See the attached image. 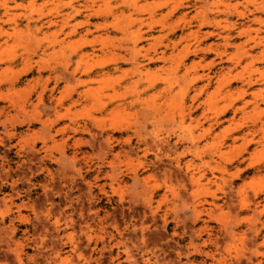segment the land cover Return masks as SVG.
<instances>
[{
	"label": "rangeland",
	"instance_id": "374dc122",
	"mask_svg": "<svg viewBox=\"0 0 264 264\" xmlns=\"http://www.w3.org/2000/svg\"><path fill=\"white\" fill-rule=\"evenodd\" d=\"M104 1L0 0V264H264V0Z\"/></svg>",
	"mask_w": 264,
	"mask_h": 264
},
{
	"label": "bare ground",
	"instance_id": "6f19581e",
	"mask_svg": "<svg viewBox=\"0 0 264 264\" xmlns=\"http://www.w3.org/2000/svg\"><path fill=\"white\" fill-rule=\"evenodd\" d=\"M104 1V0H103ZM209 1V0H208ZM215 1V0H214ZM102 2V1H101ZM105 2V1H104ZM105 3H107V1L105 2ZM204 4V3H203ZM206 4H209V3H206ZM107 5V4H106ZM205 5V4H204ZM213 5H215L214 3H213ZM105 6V5H104ZM108 6H109V2H108ZM225 6H226V8L227 9H229V8H231V3H229V2H227L226 4H225ZM109 7H111V6H109ZM234 7V6H233ZM101 9H103V8H101ZM105 9L107 10V7H105ZM109 9V11H111L110 10V8H108ZM103 14H104V12H105V15H106V13H107V11H101ZM101 12L99 13V14H101ZM56 22V21H55ZM47 23H49V22H47ZM52 23H53V21H52ZM51 24V23H50ZM171 41V40H170Z\"/></svg>",
	"mask_w": 264,
	"mask_h": 264
}]
</instances>
